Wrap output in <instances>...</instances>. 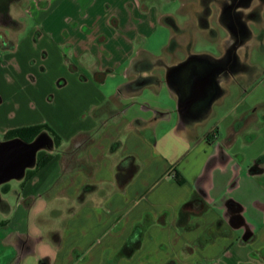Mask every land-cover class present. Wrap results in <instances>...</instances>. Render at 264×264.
Returning a JSON list of instances; mask_svg holds the SVG:
<instances>
[{"label": "crops", "instance_id": "0c3cea01", "mask_svg": "<svg viewBox=\"0 0 264 264\" xmlns=\"http://www.w3.org/2000/svg\"><path fill=\"white\" fill-rule=\"evenodd\" d=\"M36 4L38 30L1 55L13 67L0 78L7 85L0 91V141L12 130L48 126L59 146L17 186L0 187V264H264V162L256 165L264 148L254 150L248 130L264 116L238 117L235 106L202 131L196 116L182 119L169 73L191 56L206 57L173 60L172 33L161 55L146 50L141 38L162 15L138 0ZM147 92L172 101L146 103L141 114L133 101ZM156 112L168 117L154 123ZM130 158L128 168L140 169L121 189L116 169ZM197 193L208 208L192 218L193 230L181 231L180 210ZM147 216L153 223L140 249L115 261ZM218 220L226 233L198 246ZM247 233L254 241L243 244Z\"/></svg>", "mask_w": 264, "mask_h": 264}, {"label": "rangeland", "instance_id": "374dc122", "mask_svg": "<svg viewBox=\"0 0 264 264\" xmlns=\"http://www.w3.org/2000/svg\"><path fill=\"white\" fill-rule=\"evenodd\" d=\"M36 1L37 0H28L22 8H16L12 11L13 18L17 21V24L24 25L26 30H18L16 26L11 28H0V78H2V76H7L8 73L12 71L13 67L12 62L6 64L5 61L1 59V55H10L12 53L10 51L11 43L16 45L19 40L24 39L28 33L30 34L34 28L38 30L36 25L39 24V14L36 9L38 6ZM194 1L196 0H138V2L147 9L154 8L158 14L162 15V20L157 21L156 30L151 36L148 39L141 38V41H145L146 50L156 55H161L163 53L164 48L169 45L172 24L175 22V24L183 29L189 24L191 19L188 12L190 9L189 6H194ZM262 9L263 11L260 12L259 21L251 25V37L242 39V45L237 51V62L234 63L230 72L231 77L226 75L227 80H225L222 85L226 94L216 101L213 106V114L209 116V118H205L201 123V131L210 121L219 120L223 116L230 114L232 108L234 109L235 106H237L235 113L238 114V117L243 114L251 115L254 113L264 116V8ZM213 18L214 22H216L217 16ZM214 26H216V24H214ZM185 33H194V37L191 39L192 44L189 49L185 46L184 48L176 50L173 60L179 58L184 59L188 54L206 58H219L220 56L227 55V51L232 48H229L230 41L225 40V33L222 32L221 29H216L215 35L212 34L210 30H199L198 32H190L187 30ZM34 36L36 37V39H34L39 43L37 31L36 33L34 32ZM179 41L182 43L185 40L181 39ZM5 44L6 47L8 46L7 49L4 48ZM168 58H170V56H168ZM107 85L109 89L110 87L113 89L115 86L111 85V80H109ZM6 86L7 85L2 82L0 91L1 88L5 89ZM171 101L167 93L157 96L151 94L150 96L147 92L134 99L133 102H135V105L133 107H135L139 113L146 114L142 110V106L146 103L150 104L152 107H158L155 105L156 103L168 105ZM6 104L5 109L10 110L11 105L9 103ZM260 122L261 124H254V126L248 129L249 132L253 133L255 136V151L264 148V123L262 120H260ZM162 139L165 140L163 141V144L166 145L165 148L169 149V145H171L169 138L163 137ZM178 144L179 143H177L178 152L179 154H183L182 152L185 151V148L182 147L181 144ZM58 150H61V148ZM19 183L20 182L12 181L3 187L4 189L7 187L13 188ZM7 198H10L9 201L11 204L15 203L13 196ZM252 257L261 260L262 256L260 254H253Z\"/></svg>", "mask_w": 264, "mask_h": 264}, {"label": "water", "instance_id": "95a60500", "mask_svg": "<svg viewBox=\"0 0 264 264\" xmlns=\"http://www.w3.org/2000/svg\"><path fill=\"white\" fill-rule=\"evenodd\" d=\"M239 48L238 46V50ZM207 63L202 58H191L169 73L167 82L172 84L178 95V109L184 120L196 116L203 122L205 118H209L215 102L224 96L225 89L222 85L227 80L226 75L231 77L234 64H230L231 68L228 67L221 73L222 67L220 72L208 71ZM173 73L175 79L171 80ZM167 117L166 113L156 112L154 123ZM54 150L55 144L47 133L38 136L33 142L22 139L0 141V187L11 181H22L26 172L35 168L39 152Z\"/></svg>", "mask_w": 264, "mask_h": 264}, {"label": "flooded vegetation", "instance_id": "af4514ba", "mask_svg": "<svg viewBox=\"0 0 264 264\" xmlns=\"http://www.w3.org/2000/svg\"><path fill=\"white\" fill-rule=\"evenodd\" d=\"M27 1L0 0V28L15 26L17 21L13 18L12 11L16 8H22ZM194 2V6H189L188 12L191 19L187 27L183 29L175 22L172 24L171 47L168 52L175 53L176 50L185 46L189 49L194 33L187 34L185 33L187 30L190 32L210 30L215 35L216 29H221L225 33V40L230 41L229 48H232L227 51L225 56L211 58V60L206 58L205 61L208 62L206 65L208 71L220 72L223 69L221 71L223 73L228 67L231 68L230 64L237 62L238 46L242 45V39L251 37V25L259 21L260 12L264 8V0H196ZM214 16H217L216 22H214ZM181 39L185 41L181 43L179 41ZM191 58L195 60V57L191 56Z\"/></svg>", "mask_w": 264, "mask_h": 264}, {"label": "trees", "instance_id": "16d2710c", "mask_svg": "<svg viewBox=\"0 0 264 264\" xmlns=\"http://www.w3.org/2000/svg\"><path fill=\"white\" fill-rule=\"evenodd\" d=\"M18 25L19 24L15 25L16 28L18 27ZM45 133H47L53 138L55 146L57 148L59 146V139L56 135H54V133L49 129L48 126H35L12 130L7 133L5 140L22 139L26 142H33L38 136ZM51 159L52 155L50 153L45 151L39 152L35 168L32 170H28L26 172V176L28 177L35 170H38L39 168L46 165ZM131 160V158L124 160L117 166L116 179L118 182V186L121 189L125 188V186L132 180V178L140 169V166L137 164H132V166L128 168V164L129 162H131ZM262 162H264V156L260 157L257 160L256 165ZM207 208L208 206L204 197L197 193L190 201H188L182 206L179 213L178 228L181 231L193 230L196 225L191 224L192 218L203 215L206 212ZM160 222L164 223L165 221L161 219ZM152 223L153 221L151 217L147 216L145 218L144 223L137 224L134 227L132 234L129 236L127 241L117 253L115 261H119L121 259H128L134 256V254L140 249L144 234L146 233L147 229L152 225ZM226 228V223L223 220H218L215 223L214 227L210 230V232L198 241V246L204 247L209 244L217 235H224L226 233ZM254 238L255 236L253 234L247 233L241 241L243 244H249L254 241ZM188 251H191V248L188 249ZM166 264L178 263L174 260H170Z\"/></svg>", "mask_w": 264, "mask_h": 264}]
</instances>
